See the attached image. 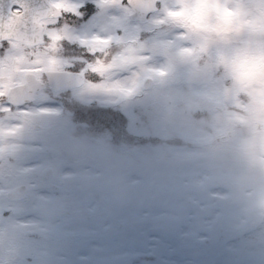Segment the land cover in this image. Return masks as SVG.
I'll use <instances>...</instances> for the list:
<instances>
[{
  "label": "rangeland",
  "instance_id": "rangeland-1",
  "mask_svg": "<svg viewBox=\"0 0 264 264\" xmlns=\"http://www.w3.org/2000/svg\"><path fill=\"white\" fill-rule=\"evenodd\" d=\"M97 1L101 13L60 31L94 49L115 39L126 48L103 80L76 95L103 106L120 101L140 123L136 104L167 113H147L135 131L154 133L162 144L136 151L138 144L131 155L114 159L112 148L71 134L62 105L46 92L20 112H3L0 264H264V0H162V9L144 23L133 20L126 5ZM213 11L226 22L216 33L209 23ZM48 27L45 49L12 45L0 57V75L10 77L0 93L24 81L26 70L40 76L62 64L54 52L59 31ZM140 27L147 30L142 37ZM205 51L201 73L189 72L188 62ZM146 76L154 80L144 90ZM180 83L194 95L181 94ZM200 107L213 113L203 120L209 129L168 123L171 112L187 117ZM35 123L44 128L35 130ZM172 131L200 143L167 144L163 138ZM46 166L54 169L49 181L41 179ZM20 182L30 185L27 198L8 199L7 189Z\"/></svg>",
  "mask_w": 264,
  "mask_h": 264
},
{
  "label": "flooded vegetation",
  "instance_id": "flooded-vegetation-1",
  "mask_svg": "<svg viewBox=\"0 0 264 264\" xmlns=\"http://www.w3.org/2000/svg\"><path fill=\"white\" fill-rule=\"evenodd\" d=\"M104 1L107 2L108 0H104ZM114 1H115V5L120 4L119 0H114ZM81 2H83V0H81ZM96 3L98 6L97 13H101L103 11V7L99 2H96ZM58 5L60 6V8L70 7L72 12H77V15H79L78 2H76L74 5H70L69 2L59 1ZM73 20H76V19H73L70 13L65 12L64 18L57 25L58 26L57 31H59V37L54 41V48L56 50V54L61 58V61H62V64L59 65L57 69L81 71L85 75V78H86L85 82L88 80L91 81L93 80V77L95 74L100 75V74L105 73L103 69L107 61L106 59L107 55L101 57V55L98 54L101 47L94 49L89 44H81L78 40L76 39L71 40L67 36L63 35V33L60 30L64 26H67L73 29V27L68 25V23ZM48 44H46V41H45L40 46L30 48V46L21 44L20 42L16 40H3L0 42V57L3 58L12 45H17V46H20L22 49L29 50V49H35V48L45 49ZM9 82H10L9 76H7V79L5 81L3 82L0 81V83H3V84H6V83L8 84ZM11 85L12 84H9L8 86H6L5 91L0 93V107H2V105L4 104H7L9 105V108L11 107L13 108L11 104L7 103L6 98H5V94L7 90L11 87ZM85 85H87V83H84L81 87H76V88L66 87L56 92H57V95L63 100L68 97H74V96L77 97L76 91L81 89ZM17 111L20 112L22 110L17 109Z\"/></svg>",
  "mask_w": 264,
  "mask_h": 264
},
{
  "label": "snow or ice",
  "instance_id": "snow-or-ice-1",
  "mask_svg": "<svg viewBox=\"0 0 264 264\" xmlns=\"http://www.w3.org/2000/svg\"><path fill=\"white\" fill-rule=\"evenodd\" d=\"M78 2V12H72L70 7L56 9L54 4H58L59 0H52V3H42L41 0H36L32 3H20L18 0H0V24L5 20L9 21L12 26L20 31L28 28L33 19L39 17L46 20L48 24H58L64 18L65 12L70 13L73 19H78L80 23H86L97 12L96 0H83ZM55 16V19L49 17Z\"/></svg>",
  "mask_w": 264,
  "mask_h": 264
},
{
  "label": "water",
  "instance_id": "water-1",
  "mask_svg": "<svg viewBox=\"0 0 264 264\" xmlns=\"http://www.w3.org/2000/svg\"><path fill=\"white\" fill-rule=\"evenodd\" d=\"M131 2L136 9L135 13L133 14V17L138 20H144L145 13L151 11V8H152L151 6H152L153 1L152 0H131ZM46 3H49V2L46 0ZM40 19L41 18L39 17H36L33 19V22L31 25L32 27H35L36 34L34 32L29 33L30 39L25 38L23 35V32L5 33L4 36H14L21 40H24L25 42H29L31 44L37 43L40 38V33H41V26L39 24ZM47 74L49 76L50 82L52 83L54 81V76L56 72L50 70L47 72ZM27 77H28L27 83H25L24 85L17 86L14 89L12 88L9 91V94H8L9 99L13 100L10 97H14V96L10 94L15 91L18 92V94L20 95V98H24L23 94H26V93L28 94L29 98H32L34 93L41 89L42 85H38L39 81L34 80V74H29ZM152 82H153V79L151 77H146L143 82V87L148 88L149 86H151ZM27 85H30V88L27 89ZM52 172H53L52 168L50 167L45 168L42 174L43 178L44 179L50 178ZM25 192H26V186H21V187L15 188L14 190L10 191L8 195L12 198H22L26 195ZM190 207H191V202L188 200L187 209Z\"/></svg>",
  "mask_w": 264,
  "mask_h": 264
},
{
  "label": "trees",
  "instance_id": "trees-1",
  "mask_svg": "<svg viewBox=\"0 0 264 264\" xmlns=\"http://www.w3.org/2000/svg\"><path fill=\"white\" fill-rule=\"evenodd\" d=\"M189 117H190V120L193 119V118H198L197 115L195 113H189L187 114ZM174 118H179L178 115H173ZM176 137V136H175ZM166 142H172L171 141V138H168V139H164ZM186 143H190L189 141H186Z\"/></svg>",
  "mask_w": 264,
  "mask_h": 264
}]
</instances>
